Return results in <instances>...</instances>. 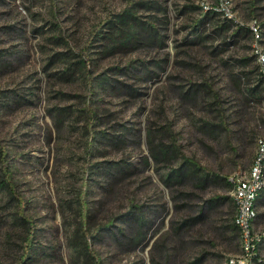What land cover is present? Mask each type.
I'll use <instances>...</instances> for the list:
<instances>
[{"label":"rangeland","instance_id":"1","mask_svg":"<svg viewBox=\"0 0 264 264\" xmlns=\"http://www.w3.org/2000/svg\"><path fill=\"white\" fill-rule=\"evenodd\" d=\"M226 1L0 0V264H248L264 0Z\"/></svg>","mask_w":264,"mask_h":264},{"label":"built area","instance_id":"2","mask_svg":"<svg viewBox=\"0 0 264 264\" xmlns=\"http://www.w3.org/2000/svg\"><path fill=\"white\" fill-rule=\"evenodd\" d=\"M221 11L228 16L226 0H216ZM255 31V30H254ZM258 62L264 65V56L258 55ZM234 187L232 199L234 203V217L232 220L239 239L241 255L245 256L248 264L257 259L259 237L254 235V223L257 219V201L264 193V139L259 140L253 164L247 173L234 176L230 180ZM258 262H262L257 259ZM229 264H241L238 259H230ZM255 264V263H254Z\"/></svg>","mask_w":264,"mask_h":264},{"label":"trees","instance_id":"3","mask_svg":"<svg viewBox=\"0 0 264 264\" xmlns=\"http://www.w3.org/2000/svg\"><path fill=\"white\" fill-rule=\"evenodd\" d=\"M247 31H248V30H247ZM258 80H259L260 82L264 83V74H263V73H260V77H259ZM4 175L7 176V177H9V174H8L7 171L4 173ZM205 176L208 177L209 175L206 174ZM171 178H172V175L169 176V178L165 181V183L167 184V183L170 181ZM204 180H205V179H204ZM205 181H207V180H205ZM8 184H9V180H7L6 178H3V179L0 181V186H2V188H7V187H8ZM227 185L230 187V189H231V191H232V190H233V187H234L233 183H232L231 181H228V182H227ZM233 206H234V203H233ZM208 211H210V209H209L208 207L205 206L202 210H200V213L198 214V217H197V218H194V219H191V220H187V221H185V222L182 224V226H186V225H188V223H189L190 225H192V226H195V225H198V224L205 225V222H207V221L209 220V217H208V213H209V212H208ZM257 218H258V216H257ZM133 222H134L135 224L139 223V228H143V226L145 225V222L142 223L141 220H140L139 218H134ZM26 224H29V222L26 221ZM230 228H231L233 231H236V232H237V230H236L235 226L233 225V223H232V225H231ZM144 236H145V233L143 234L141 231L138 233V238H142V239H143ZM25 242L28 244V246H30L31 243H32V242H31V239H28V238L25 239ZM27 250H28V249H27ZM27 254H28V251H27ZM26 259H27V258L22 259L21 264H27V263L25 262ZM253 261H254L255 264H264L263 262H258V260H257L256 258H254ZM192 264H196V262H193ZM227 264H229V261H228Z\"/></svg>","mask_w":264,"mask_h":264}]
</instances>
